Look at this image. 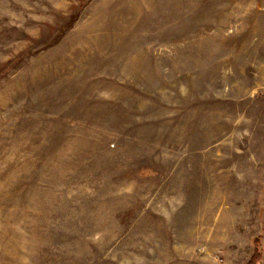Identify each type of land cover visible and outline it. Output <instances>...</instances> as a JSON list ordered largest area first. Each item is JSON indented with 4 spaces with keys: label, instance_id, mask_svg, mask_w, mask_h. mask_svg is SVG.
<instances>
[{
    "label": "rangeland",
    "instance_id": "rangeland-1",
    "mask_svg": "<svg viewBox=\"0 0 264 264\" xmlns=\"http://www.w3.org/2000/svg\"><path fill=\"white\" fill-rule=\"evenodd\" d=\"M251 261L264 0H0V264Z\"/></svg>",
    "mask_w": 264,
    "mask_h": 264
},
{
    "label": "trees",
    "instance_id": "trees-1",
    "mask_svg": "<svg viewBox=\"0 0 264 264\" xmlns=\"http://www.w3.org/2000/svg\"><path fill=\"white\" fill-rule=\"evenodd\" d=\"M257 254V255H256ZM256 255V256H255ZM258 255H259V253H258V251H257V249L255 250V253H254V255H253V257H252V260H256V258L258 257ZM255 256V257H254ZM249 264H253V261H251Z\"/></svg>",
    "mask_w": 264,
    "mask_h": 264
}]
</instances>
